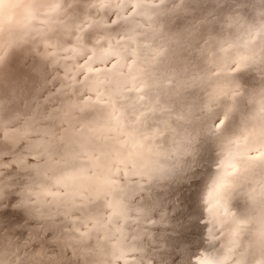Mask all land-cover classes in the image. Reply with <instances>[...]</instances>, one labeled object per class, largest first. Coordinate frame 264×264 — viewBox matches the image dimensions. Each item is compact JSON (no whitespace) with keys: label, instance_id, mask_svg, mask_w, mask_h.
<instances>
[{"label":"bare ground","instance_id":"6f19581e","mask_svg":"<svg viewBox=\"0 0 264 264\" xmlns=\"http://www.w3.org/2000/svg\"><path fill=\"white\" fill-rule=\"evenodd\" d=\"M46 1L47 0L31 2L30 0H13L11 17L12 20L18 26L23 16L33 15L41 11L40 9H43V7L46 5L43 2ZM159 1L160 2L157 5H152V3H142L141 6H138L136 0H134V2L136 3V11L132 12V15H129L127 18H125V21H121V18L118 19L121 24H124L126 26V36L128 37V43L125 45V51L118 52L119 54L117 56L107 59L105 62L98 61L91 66L94 69L95 66L102 65L100 76L98 77L100 81V84L98 85V92L100 93L102 99L110 101L114 106H116L117 109H120L121 112H123L125 108H134L137 110V115H139L140 113H143L142 111L145 106L153 99H157L158 104L156 108L169 104L171 97L176 99L175 104H177L178 100L184 95L185 90L190 89L188 83H185L187 86H182V83L187 77H191L190 82L196 84L198 81H203L210 77L212 75L214 67L222 62V60H224L227 56L232 55L236 57L238 55L245 54L248 51L245 45L250 39L249 26L251 25L257 27L258 22L264 20V16L253 15V17L248 20L246 26L245 23L241 21L240 24L230 27L228 20L231 16H226L225 18L220 19L218 22H211L206 19L204 21L209 25V30L213 28L212 26H214L215 23H217V25H215V29L212 30L211 35L215 37L218 48L215 51L205 47L196 48L194 36L196 29L194 28L193 31L190 32V30L192 29H189L188 23L194 19H203L204 16L217 14L218 12H221L220 10H224L226 7L240 2V0H176L179 2L177 7L173 11L168 10L170 0H164L163 3H161V0ZM78 3H76L75 6ZM64 5L67 6V4ZM75 6L73 9H66V11H68L69 15L71 16L67 20H74L75 17H77ZM232 13H234V11ZM178 15H183L182 19L180 20L184 22L183 27H177L176 17ZM223 16L225 15H217V18H221ZM162 17H165L171 22L169 24L168 30L166 31L168 32V35L165 38L158 40V38L161 37L165 31H162L163 29H161L156 34V32L153 31L151 27H146L142 36L138 35L139 26L144 24L148 26L152 24L161 25L160 18ZM58 23L60 22H55L54 24H52V26L57 27L55 25ZM220 25L221 27H218ZM53 31L54 29L51 27L42 28V24H37L35 27L29 28L13 47L7 49V58L3 63L4 65H1L0 69H2L4 71V74L9 76L12 81H18L17 84L13 87H11L10 85H7L5 87L10 89L11 93H19V88L22 87L26 81L22 82L21 75L19 74L20 68L18 67L19 71H17V68L14 71L15 65H11L10 59L14 54L19 56L21 52L22 54L20 55L28 54L31 50H33L34 46L38 44V39H41L42 43V38L50 37L53 34ZM142 37L143 39L141 41L152 43L153 41L157 40L158 43L150 44L151 46L145 48L144 50H141L139 49L140 44L138 45V40ZM229 45H231L232 47H229ZM222 48L227 49V51H221ZM19 51L21 52L19 53ZM17 52L19 54H17ZM152 55L156 56L151 59ZM129 57H131V59H129ZM33 61H31L30 64L36 63L34 64V66L46 65L40 53H38V55L36 56L35 62ZM141 61L145 63V66H141L139 64ZM189 62L191 63L188 64ZM34 66L30 68L32 69ZM27 68L30 69L29 67ZM104 69H108V71H104ZM22 70L23 69H21V71ZM155 71L159 73V77L161 79L160 81L157 80V77L154 74ZM250 71L251 69L247 68L243 73H238L237 75H247ZM166 79L167 82H164ZM2 86L4 88V82L2 83ZM137 88H139V91L136 90ZM205 89L207 90V87H205ZM233 90L234 89H231L233 95L232 98L230 96L231 99L235 98ZM89 95L93 100L97 99L96 94L89 92ZM54 100L58 102V99L56 97L51 101L52 106H55L53 103ZM261 101L264 102V94L258 93L256 91H252L248 94L246 100L244 101V114L242 119V122H245L243 125H245L246 128L245 126H243L240 132L238 131L239 129L235 131L232 137V140L234 141L233 146L230 143L223 144L220 147L214 146L213 144L211 146H207V148H205V150L203 151H200L201 149L198 147L200 152H198V150L193 151L191 149L190 151L186 152H177L178 148L180 149L181 147H174L168 152V155L164 157V161L161 164L158 163L159 165H157V168L155 167L158 170V176H165L166 180L163 183L158 182V177L153 174L154 170L151 171L149 169H144L142 171L146 173L145 175L136 176L140 177V180L138 181L139 183H136L137 181L133 182L134 179L130 177L131 181L133 182L130 186L129 191L131 206L133 208L139 207V204L136 203V199L138 195L145 194V197L149 199L146 203L147 209L151 210V213H154L155 210L171 208V211L163 217L169 219L175 214H179V216L181 217L189 215V218L185 220L184 223H182L181 228H179L175 224H171L168 227L174 230L179 235L183 234V232L185 231H187L188 233L195 232V235H203V237L201 238V243L203 245L207 243V241L211 237L210 233L212 232L206 231L207 235H205L204 231L206 228H211L212 230L218 228L223 233H227L228 231H230L231 224L235 221L236 218H232V216L228 215L226 212L222 214H220L219 212L221 208H224V206H227L228 204L232 205V203H235L237 198L236 195L239 194V198L241 199L239 200L237 206L238 210L240 211V215L237 219L238 221L243 222L244 226L246 224L251 225L255 223V233L250 236L244 235L249 231L243 232L240 237L241 239L239 238L238 240V246L234 247L233 242L230 244L228 243L226 244L228 249L224 250L222 248L217 251L216 255L218 259H230V261L233 260L235 264L236 262H238V264H258L262 247L261 236L264 235V213L262 210L264 209V186L259 189L256 187L260 180L264 182V165H251L243 173H241V171L233 173L230 167L232 168L233 163L244 161L245 157L243 148L239 143L240 141L244 140L250 132H256L260 135H264V105L263 103H261ZM152 111L156 112V110L154 109H152ZM1 112H3V106L0 107V113ZM5 112H8V110H6ZM143 114L145 118L144 126L136 129L135 131L127 126V121H124V127L122 131L120 128H117L115 131H108L107 128L111 127V125H108L104 119H100L97 127L104 129L103 136L108 137V139L104 141L108 146V150H115L118 154H123L121 152H124L123 150L129 147L131 142L130 140H132L133 137L139 133V131L149 128L151 123L153 124L155 120L159 119L160 116H162L159 113L151 117L146 113ZM43 115L47 114H45V112L41 113L38 120H36L34 128H30L27 130V140L21 139V141H19L21 145L35 138L34 133L36 132V129L41 126V117ZM207 120L209 121V119ZM206 123L204 124L206 125ZM196 124L198 125V123ZM186 131H188L187 128ZM205 133L207 132L205 131ZM216 138L218 139V137ZM213 140L216 141V139ZM16 143L17 142L4 148L0 153L7 151L14 154V146ZM122 143H124V145H121ZM194 146L195 145H193V149ZM136 147L137 146H135V148ZM184 147H182L183 151H185L188 146ZM214 147H218V154L214 153ZM151 149L153 148L151 147ZM170 153L171 155H169ZM195 155L200 156V162L198 168L195 171H191L189 169V162L186 157ZM250 156L254 155L249 154V157ZM82 161L83 162L79 166H84L91 163L85 159H82ZM7 162L8 161L6 160L0 159V164ZM219 164H221V167H217V165ZM112 165L113 164H111V166ZM99 166H101V164ZM217 168L220 169L219 172L216 171ZM229 173H231V175H228ZM189 174L193 175L192 179H185V177H187ZM151 175H153L152 178ZM145 176H147L148 179H153L151 184H143L142 178H144ZM219 177H224L226 180V184L224 190L218 193L215 191V189ZM237 178H239V183H237ZM194 180H197L198 182L193 183ZM157 182L159 184H157ZM170 182H173V184L175 182H179L178 184H180V186L175 189L173 188V186H170L169 189L164 191L163 194L156 193L157 190L165 189L167 186H169ZM149 192L152 193L151 196L149 195ZM176 196L178 197L176 198ZM120 198L121 197H116L114 201ZM167 198H171L173 202L165 203L164 201ZM190 199H192V202L190 203V207H187ZM260 203L262 204L260 205ZM13 205L14 203L9 202L8 196H6L5 199L0 202V212H2V215H0V231H2L5 240L8 236L16 235V233L18 232L29 234L37 231L36 227L33 226V224H36V222L33 221V219L23 209L16 208ZM110 209L112 212L108 216L107 223H105L106 227L101 229V237L103 236L105 242L109 240V237L112 234L113 230H118L120 233L126 234L128 229H131L133 225L137 226L138 228L137 230L133 231L132 238L129 243H123L122 241L118 242L113 247H107L108 245H106L104 241L102 244H94L98 247L99 251L92 264H98L102 259L105 258L110 261L117 254L123 255L127 253L129 251L128 249L130 248L143 247L145 245L144 243L146 242L163 245L162 243L164 242V240H158L156 238V234L150 231L146 232L147 239L144 238V232L140 230V228L144 226L143 222L133 220L131 222L130 220H125L120 215L114 214V210L112 208ZM204 217L210 219H208V221L206 222H202L201 220ZM119 218H121V220H119ZM51 222H43L44 228L39 230V234L42 237L45 232L44 229L53 226V223ZM220 223L221 225L217 226ZM195 235H191L187 239L195 241ZM141 238H143L144 240ZM43 243L48 247L55 249H59L63 246V243L61 241L49 239L47 237H44ZM157 257L160 258L161 255L158 254ZM70 259H74V257L72 255L70 256L68 254H65L64 256L60 257V264H71ZM5 264H9V262H5ZM123 264H130V262L125 261Z\"/></svg>","mask_w":264,"mask_h":264},{"label":"rangeland","instance_id":"374dc122","mask_svg":"<svg viewBox=\"0 0 264 264\" xmlns=\"http://www.w3.org/2000/svg\"><path fill=\"white\" fill-rule=\"evenodd\" d=\"M30 1L39 2L41 0H30ZM68 1L69 0H64V4H68L69 3ZM78 2H77L78 4L75 6V10L77 11V17L80 16L85 10H87L86 5L88 3V0H85V1L78 0ZM111 2L113 5L115 4H128L129 5L127 8H124L123 10L113 8V7L104 10L105 14L115 13L116 21H118V19H120L121 16L124 17L123 19H121V21L123 20L125 21L126 20L125 18L129 16V13L133 12V7L136 6V3L134 2V0H111ZM159 2H160L159 0H142V3L144 4L152 3V5H157ZM178 2L179 1H176V0H170V3L168 5V10L173 11L177 7ZM12 3H13V0H0V21H1L0 22V53L7 51V49L10 47H13L29 28L35 27L37 24H42V28L51 27L54 29L53 34L48 38H42V41L45 39H52L57 42H64V41L71 39V36L68 33H69L71 26L77 22V17H75L74 20H67L71 16L69 15V12L66 11L67 9L66 5H64V7H62L61 9L53 10V6L56 3V0H47L46 2H43L46 5L43 7V9H40L41 11L33 15L23 16L20 20V23L17 26V24L11 18L12 17ZM228 7H226L224 10H220L221 12H218L217 14H214V15H210V16H208L207 14H206L207 16L202 15L204 16L203 20L208 19L211 22L213 21L218 22L220 19H223L226 16H234L235 12L234 13L232 12L235 7V4H232ZM128 9H130V11ZM91 14L95 18L94 11ZM217 15H225V16L221 18H217ZM182 17L183 15H178L176 17V21H180ZM196 21L197 19H194L188 23L189 29H192L190 30V32L193 31L194 29L193 25H195ZM55 22H60L55 25L57 27L52 26V24H54ZM215 25H217V23H215ZM215 25L212 26L213 28L211 27L212 29L209 30L210 34L212 33V30L215 29ZM146 27H151L152 30L156 32V34L159 30L162 29L161 25L159 24H152L150 26L144 24V25L139 26L138 35L142 36L144 34ZM218 27H221V25ZM162 31H165V30H162ZM167 35H168V32L165 31L164 34L158 38V40L165 38ZM143 37L138 40V45L140 44L139 49L141 50H144L145 48L151 46L150 44L158 43L157 40L153 41L152 43L141 41ZM125 49H126L125 46L122 48H114V50H117V52H123L125 51ZM44 51H45V47L41 43V39H38V44L34 46L33 50H31L28 54L20 55L22 54V52L19 51V53L21 52L20 54L17 52L19 56L14 54L15 56L13 55V57L10 59L11 65H15L14 71L16 70V68H17V71L20 70L19 74L21 75L22 82L26 81L25 84L19 88V93H11L10 89L5 88L7 85H10L11 87L15 86L18 81L17 82L12 81L11 78L5 75L4 71L0 69V107L3 106V112L0 113V134H3V135H0V152L4 148L14 144L15 142L21 141L23 134L28 129L34 128L36 120H38L41 113L45 112V114H48L49 106H52L51 101L56 98V97L49 96L50 92H55V89L59 87V82L53 80V76L55 75V73L49 70L47 65L34 66V64L36 63L30 64V62L33 60H34L33 62H35V58L38 55V53L42 54ZM155 56L156 55H152L151 59L154 58ZM78 62H82V61H78ZM190 63L191 62H189L188 64ZM139 64L141 66H145V63L142 61ZM1 65H4V64L3 63L0 64V68H1ZM32 66L34 67L31 69L30 67ZM27 67H29L30 69H28ZM21 69L23 70L21 71ZM94 69L101 70L102 65H97L94 67ZM41 74H42V77H41ZM154 74L156 75L157 80L160 81L161 79L159 77V73L155 71ZM190 81H191V77H187L185 81L182 83V86H187L185 83H188V86L190 87V89L185 90L184 95L178 100L177 104H175L176 99L171 97L170 103L167 105H163V106L156 108L158 102H157V99H153L145 106V108L142 111L143 113L148 114L150 117L155 116L158 113L161 114L162 116H160L159 119L155 120L153 124L151 123L149 128L139 131V133L136 134L132 140H130L131 142H130L129 147L123 150L124 152H121L123 154H119V158L121 160H124V159L127 160V161L124 160L126 164L119 165L122 169L130 170L132 166L135 165V169L133 170H139V171H143L144 169H149L151 171L154 170L153 174H155L156 177H158L159 179L158 182L163 183L166 180L165 176H158L157 175L158 170L156 168L158 167L157 165L161 164L164 161V157L168 155V152L174 147H181L180 149L178 148V150L176 149L177 152H181V151L186 152V151H190V149L193 151L198 150V152H200V151L205 150L207 146H211L213 144L214 146H219V147L222 145L220 144L221 142H219L218 139L216 138L217 134L216 132H214L215 131V129L213 128L214 126L212 122L210 121V119L208 118L209 113L207 110L209 108H212L216 104H223V105L225 104V106L232 105L231 107H233L234 109L240 107V104L239 102L235 101L237 100L236 98L231 99L233 96L231 89L223 88L222 90L224 93L220 94L222 87L213 83L212 75L208 77L206 80L198 81L196 84H193ZM3 82L5 83L4 88L2 86ZM164 82H167V79ZM205 87H207V90L205 89ZM212 95L213 97L215 96L216 97L213 98ZM207 101L209 102V104ZM261 103H263L264 105L263 101H261ZM152 109L156 110V112L152 111ZM263 109H264V106H263ZM6 110H8V112H5ZM202 119H203V123H202ZM207 119H209L210 122ZM198 120H201V121H198ZM195 121L196 123H198V125L195 123ZM204 123H206V125ZM244 123L245 122H241V126L238 128L239 132L242 130L243 126H245L243 125ZM199 124H200V127H199ZM208 124L212 125L213 127L209 126ZM204 126H207V127H204ZM185 127L188 129V131H186ZM196 128L197 129L201 128L202 130L201 129L197 130ZM171 130H174V131H171ZM205 131L208 133V135L207 133H205ZM196 132L198 135L196 134ZM6 134H7V138H5ZM193 135H196V136H193ZM213 139H216V141ZM230 144L233 146L234 141L230 142ZM121 145H124V143H122ZM149 145L150 146L152 145L151 147L153 149H151ZM193 145L196 146V147L194 146V149H193ZM135 146L137 147L135 148ZM184 146H188L185 151L182 150V147ZM198 147L201 149L200 151ZM109 151L117 153V151L115 150L114 151L109 150ZM213 151L215 154H218L219 153L218 147H214ZM169 155H171V153ZM250 155H255V154H250ZM186 159L189 162V169L191 171H195L199 166L200 156L198 155L188 156L186 157ZM100 161L102 162H98V167L93 166L91 163L84 165V166H79L80 168L84 167V169L87 170L85 175L87 178H90V179L74 180L76 182L73 181L74 184L71 183V188L69 190H73V189L82 190L81 188L82 184L85 185L86 187L89 186L90 191L92 189L102 188L104 186L103 181H105L109 176V168L115 167V165L111 166L112 164L111 160H105L103 157H101ZM100 164L101 166H99ZM217 167H221V164L217 165ZM101 169L102 170L105 169V170H103L102 172ZM230 169L232 170L231 167ZM152 177L153 175H151V178ZM192 177L193 175L189 174L187 177H185V179H192ZM131 178L134 179L133 182L140 180V177H136V176H133ZM142 179H143L144 185L151 184V182L153 181V179H148L147 176H145ZM158 182L157 184H159ZM195 182H198V181L194 180L193 183ZM121 183H123V181H121ZM178 183L179 182H175L173 184V182H170L169 186H167L165 189L157 190L156 193L163 194L164 191L168 190L170 186H173L174 189L178 188L180 186V184ZM263 186H264V182L260 180L256 188L259 189ZM52 190L57 191V189L55 188H52ZM61 191L63 190L61 189ZM85 195H87V193H85ZM149 195L151 196L152 193L149 192ZM242 195H245V194H242ZM116 197L117 196H109L108 200L114 201ZM177 197L178 196H176V198ZM236 197L237 198H236L235 203H232V205L228 204L227 206H224V208H221L219 212L220 214L226 212L228 215L232 216V218H236L235 221L231 224L230 231H228L227 233H223L218 228H216L215 230H212L211 228H206L204 231L205 235H207L206 231H209V232L212 231L210 233L211 237L209 238L207 243L202 245L201 238L203 237V235H195V232L188 233L187 231L179 235L174 230L168 227L171 224H175L179 228H181L182 223H184L185 220L189 218V215H185L181 217L179 216V214H175L169 219L166 217H163L171 211V208L159 209V210H155L154 213H151L150 212L151 210L147 209V204H146L149 199L145 197V194L138 195L136 199V203L139 204V207H143L147 210L146 219L139 220L140 222H143V225H144L143 227L140 228V230L144 232L143 234L144 238H146V232L150 231L152 233H155L157 236L156 238L158 240H161V239L164 240V242L162 243L163 245L153 244L151 242L145 241L146 243H144L145 245L143 247L141 248L133 247V248L140 249V251H136V252L128 251L127 253L123 255L117 254L112 260L108 261V259L105 258V259H102L100 263L98 264H123L125 261L130 262V264H235L234 261L233 260L230 261V259H227V260L225 258L218 259L216 255L217 251L222 248L224 250L228 249L226 244L232 243L231 233L232 231L236 229L237 224L240 225V231L237 237L238 240L243 234V232L249 231L248 233L244 235H250V236L253 235L255 233V226H256L255 223L251 225L246 224L244 226L243 222L238 221L237 218L240 215V211L238 210L237 204L239 203V200L241 198H239V194L236 195ZM164 202L171 203L173 202V200L171 198H167L165 199ZM191 202H192V199H190V202L187 205V207H190ZM262 203H260V205ZM262 210L264 213V209ZM89 212L94 216L103 217L105 220V223H107L108 216L112 211L110 208L107 207V201L101 202L100 200H96L92 204H89ZM60 219L61 218L57 219V221L55 222V225L58 222H60ZM149 219L155 222L149 223L148 222ZM208 219L204 217L201 221L206 222L208 221ZM119 220H121V218H119ZM130 221L132 222V220ZM67 223H68L67 221L63 222V224L66 226H67ZM90 225L91 224H89L88 227L89 228L91 227L90 229H92V225L91 226ZM219 225H221V223L218 224L217 226ZM33 226H35V224H33ZM162 226H167V227H162ZM137 228H138L137 226L133 225L131 229H128L126 234H122L118 230L116 231L113 230L112 234L109 237V240H107L106 242L104 241L103 236L101 237L102 235L101 229L100 230L92 229L90 233L91 243L93 245L94 244L98 245L99 243L102 244L104 241L105 244L108 245L107 247H113L118 242H122V241L123 243L125 242L129 243L131 241L133 231L137 230ZM82 230L84 229L81 228V231ZM57 233H63V229H59ZM191 235H195V241L191 239H187ZM61 242L63 243V241ZM56 250L59 253H61V257L64 256L65 254H68L71 256V253H72L71 249L64 247V244L62 247ZM158 254L161 255L160 258L157 257ZM72 256L74 257V259H70L71 264H80V261L82 258L78 257L77 255H72ZM121 256L123 258H120ZM236 264H238V262H236Z\"/></svg>","mask_w":264,"mask_h":264},{"label":"snow or ice","instance_id":"6c2138e0","mask_svg":"<svg viewBox=\"0 0 264 264\" xmlns=\"http://www.w3.org/2000/svg\"><path fill=\"white\" fill-rule=\"evenodd\" d=\"M163 2L164 0H161V3ZM136 3L141 6L142 0H136ZM62 7H64V0H56L53 10ZM112 7L111 0H88L87 10L77 17V22L69 30L68 34L71 39L64 42H57L52 39L43 40L42 44L45 51L41 56L49 70L55 73L53 80L59 82L55 94L67 97L60 109L49 116V119L59 121V126L66 129V135L61 137L59 142L75 145V148H70L66 152V160L87 159L93 166H98V162L103 157L105 160H111L115 167L109 168V177L104 181L102 188L90 191L89 187L82 184L81 188L83 190L70 191L71 183L74 180L90 179L85 175L86 169L70 166L53 180V184L58 186L59 190L52 191V188L42 187L39 192L18 195L13 206L23 209L36 222L37 231L27 234L22 240L17 235H10L5 240L2 231H0V264H5V262H9V264H60L61 253L55 248H50L44 244V237L63 241L64 247L71 249L72 253L82 258L80 264H92L99 250L97 246L91 243L90 233L92 229L100 230L106 227L103 217L94 216L89 212V204L96 200L107 201V207L112 208L114 214L120 215L125 220L139 221L146 219L147 210L143 207L133 208L129 199L130 186L133 183L130 177L141 176L146 173L133 170L135 165L130 170L122 169L119 165L125 164V161L119 158L118 153L108 150V146L104 142L108 137L103 136L104 129L97 127L100 119H104L108 125H111L107 128L108 131H115L117 128L122 131L124 121H127V126L135 131L144 126V114L137 115V110L134 108H125L121 112L110 101L101 98L98 92V85L100 84L98 77H90L89 81L85 82L79 78L84 75V72L82 70L76 71V67H78L76 61L82 56L83 48L86 45H92L94 49H100V55L97 57L100 60L110 59L119 54L114 50L115 47L107 43L111 34L115 31V28L110 27V25L115 20L116 14H105L104 10ZM128 10L130 11V9ZM93 11L95 18L91 14ZM258 15L264 16V0H262ZM241 21L240 16L234 15L229 17L228 23L231 27L240 24ZM117 24H120V22L117 21ZM249 30L250 39L245 45L248 51L235 57V63L241 69L250 68L257 63L256 54L251 49L257 36L264 33V24L259 27L250 25ZM229 47L232 46L229 45ZM221 51H227V49L222 48ZM6 58L7 51L0 53V64L4 63ZM92 70L93 68L90 67L89 71ZM81 89H84V91H81ZM222 89L220 94H223ZM136 90L139 91V88ZM233 91L238 94V89ZM89 92L96 94L97 99L93 100ZM48 135L55 136L56 134L49 131ZM27 136L26 131L22 139L27 140ZM0 159L10 162L5 164L12 170H26L31 165V159L27 162L20 156L13 159L12 154L0 155ZM256 162L264 165V151H259L254 156H250L248 161L233 163L232 172H239L242 165L251 166ZM228 175H231V173ZM225 184V178L219 177L215 191L219 193L224 190ZM109 196L121 198L109 201ZM5 197L6 194L0 193V202ZM0 215H2V212H0ZM58 218H61V223L68 222L63 229V233L54 232L53 228L49 227L42 237L39 230L44 228L43 222L52 221L55 225ZM148 222L154 223L155 221L149 219ZM89 224L92 225V229L88 227ZM81 228L84 230L81 231ZM239 231L240 225L237 224L236 229L231 233L234 247L239 245L237 239ZM261 246L259 261L264 262V235L261 236ZM128 250L131 252L140 251L137 248Z\"/></svg>","mask_w":264,"mask_h":264},{"label":"clouds","instance_id":"9594fccd","mask_svg":"<svg viewBox=\"0 0 264 264\" xmlns=\"http://www.w3.org/2000/svg\"><path fill=\"white\" fill-rule=\"evenodd\" d=\"M78 0H69L67 9H73ZM262 0H240L235 4L233 11L235 15L242 18V22L245 26L253 15H258L261 9ZM128 4H115L113 8L121 9L127 8ZM87 8V5H86ZM259 9V11H258ZM136 8L133 7V12ZM132 15V13H129ZM124 17L121 16V19ZM171 22L165 17L160 18V24L163 30L167 31ZM264 24V20L259 21L257 27ZM183 21H177V27H183ZM110 27H114L115 31L108 39V45L115 48L124 47L128 41L126 37V26L124 24H117L114 20ZM193 27L196 29L195 47H205L212 50L218 48L217 41L213 35L209 33V25L203 20H197ZM251 51L255 52L257 63L253 64L247 75H237L243 73L245 69H241L238 64L235 63V57L232 55L227 56L222 62L217 64L212 71L213 83L226 89H238V94L233 93L234 97L239 101L240 107L234 109L233 107L225 106L223 104H216L212 108L208 109L209 119L212 122L218 140L221 144L233 142L232 137L235 131L239 128L244 114V101L248 94L252 91L264 94V33L257 36ZM100 55L99 48H93L92 45H86L83 48L82 56L78 58L76 64V71H83L82 81H89L90 77H99L101 70L93 69L91 72L89 68L97 63L105 62L107 59L100 60L97 57ZM82 61V62H78ZM108 71V69H104ZM84 91V89H81ZM50 97H57V101H53L55 106H49L48 114L41 117V126L36 129L34 133L35 138L29 140L27 143L21 145L19 142L15 144V152H3V154H12L13 159L17 156L23 157L27 162L31 159V165L26 170H12L7 167L5 163L0 164V193L6 194L9 197L10 203H15L18 195H24L29 192H39L42 187L56 188L58 186L53 184V180L56 176L61 175L66 168L78 167L83 161H67L66 152L70 148H75L74 144L61 143L60 138L66 135V129L59 126V121H52L49 119L50 114L58 111L62 104L66 101L67 97L57 96L55 92L49 93ZM51 131L55 133V136H49ZM7 138V134L6 137ZM243 148L244 161H248L249 154H256L259 151H264V135H260L256 132H250L244 140L239 142ZM50 145V146H48ZM10 163V162H7ZM260 164L256 162L252 165ZM249 165L245 164L241 167V173L245 172ZM220 171L219 168L216 169ZM239 183V178H237ZM54 232L59 229H64L66 225L58 222L56 225L51 226ZM48 229V228H47ZM47 229H44L45 231ZM21 237V240L27 234L16 233ZM223 235V233H222ZM71 255H75L71 253ZM258 264H264V262L258 261Z\"/></svg>","mask_w":264,"mask_h":264}]
</instances>
